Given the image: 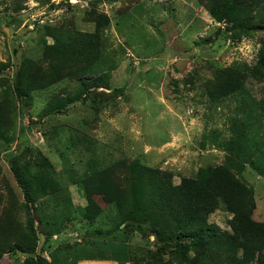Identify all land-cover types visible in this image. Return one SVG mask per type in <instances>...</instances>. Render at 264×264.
<instances>
[{
    "label": "rangeland",
    "instance_id": "374dc122",
    "mask_svg": "<svg viewBox=\"0 0 264 264\" xmlns=\"http://www.w3.org/2000/svg\"><path fill=\"white\" fill-rule=\"evenodd\" d=\"M234 1L0 0V264L37 256L52 264H229L221 243L231 249L241 240L230 239L233 213L222 201L196 244L151 189L143 202L150 219L123 220L141 165L150 181L174 186L202 167L224 166L245 185L251 217L264 222V77L248 70L264 49V0ZM229 2L237 11L230 16L222 7ZM58 38L82 51L92 39L100 69L27 96V70L54 75L79 64L45 55ZM235 69L247 74L243 87L221 96L218 86ZM100 77L108 81L86 92L83 82ZM66 96L78 99L67 107ZM46 105L54 111L44 116ZM97 171L95 181L118 200L87 181ZM85 181L104 209L91 222L75 211L88 205ZM21 185L32 190L35 235Z\"/></svg>",
    "mask_w": 264,
    "mask_h": 264
},
{
    "label": "trees",
    "instance_id": "16d2710c",
    "mask_svg": "<svg viewBox=\"0 0 264 264\" xmlns=\"http://www.w3.org/2000/svg\"><path fill=\"white\" fill-rule=\"evenodd\" d=\"M231 1L235 2L234 0ZM222 4L224 9L223 12L228 16H230L233 11H236V9H234L235 6H233V8L231 2ZM219 8L218 6L210 8L214 18H222V13L219 12ZM83 34L90 33L86 32ZM92 45L93 41L91 39L89 40V50ZM71 47L70 43H64L58 38L57 43L49 44L45 48L46 56L57 58L62 61L67 59L68 62H64V64L68 65H71V61L75 59L79 64L77 65L73 62L72 69L69 72L62 67L63 69L54 73V75H58V77L53 80L52 78L54 75L49 74L45 69H38L36 73H30V70H27V74L30 76L26 81L24 80L25 85H23L24 90L27 92V96H30V92L33 90H37L39 93L45 89L47 90L48 86L65 77L73 79L75 77L91 76L95 71L100 69V67L97 69L94 66L97 56L92 54V49L90 50V54H86L89 50L82 51V44L75 48V51ZM70 51L73 54V58L70 57ZM248 70L250 71V75L255 78L264 77V49L257 63L253 67L248 68ZM246 77L247 74L244 75L236 69L227 71L225 73L224 83L217 88L219 94L224 96L240 90L245 83L244 79ZM30 78H33V80L31 81ZM88 80L83 82L86 92H88L90 87L98 88L108 81L101 79V77L99 80L98 78ZM60 99L66 100L65 104L69 107L78 98L75 96L68 98L66 96ZM53 111L54 106L46 105L41 113L46 116ZM137 163L140 162L138 161ZM48 165H50V163H48ZM140 167V170H136L138 175L134 176L130 188L131 211L125 215L123 223L131 222L141 225L148 220V217L150 219V216L147 217L148 210L143 202L146 191L151 189L155 192V197H158L162 206L167 208L170 212L172 210L173 217L180 221L182 228L188 234L185 237L192 238L193 243L196 244V242H202V236L208 234L206 222L207 215L217 209L220 201H222L226 208L233 213L231 223L232 229L235 232V237H230V239H233L234 242H236L237 238L241 240L240 247L233 246L231 249L224 247V244L221 243V248L226 252V262L229 264H250L252 262L254 264H264V222H258L251 217L247 209L246 187L229 169L224 166L202 167L197 171L195 177H184L178 185L174 186L170 181L163 179V177H158L150 181L149 178L153 177V174L145 170L149 167H142V165ZM100 176L101 174L97 171L89 176L87 181L89 183L93 182L95 184H100V190L104 194L103 197H109V194H113V198L110 201V203H112L118 198L117 195L113 193L116 190L111 189L105 180L102 182L98 180L97 183L95 180L99 179ZM83 186V188L87 190L86 198L88 205L85 210L77 208L75 211L81 219L86 222H91L95 218L101 216L104 209L99 206L98 202L91 195L89 185L86 181L83 183ZM21 187L24 191L26 199L25 206L29 215L28 225L32 234L35 235V221L30 206L32 203V190L27 185H21ZM171 238L175 240L174 243H178V236H171ZM170 243L172 242H165V247H170ZM197 246L198 248L200 247V245ZM239 249H241V256L238 255V253H240ZM25 251L33 254L35 249L33 247H27ZM33 260L32 264H52L42 256H37Z\"/></svg>",
    "mask_w": 264,
    "mask_h": 264
},
{
    "label": "crops",
    "instance_id": "0c3cea01",
    "mask_svg": "<svg viewBox=\"0 0 264 264\" xmlns=\"http://www.w3.org/2000/svg\"><path fill=\"white\" fill-rule=\"evenodd\" d=\"M76 186L79 187L78 184H76ZM81 198L82 197L79 198V195L78 196L76 195V198L73 197V201H79L80 200V202H82L83 200ZM116 241L119 242L121 245H123V241L117 240V239H116ZM79 262H80V264H120L118 261H115V260H111V261H106V260L101 261V260H97V262H96L94 260L82 259Z\"/></svg>",
    "mask_w": 264,
    "mask_h": 264
}]
</instances>
